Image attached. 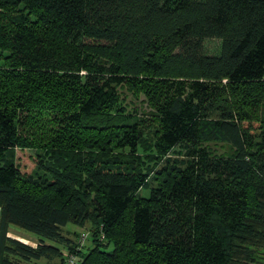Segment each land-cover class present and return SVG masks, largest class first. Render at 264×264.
<instances>
[{
    "label": "trees",
    "instance_id": "1",
    "mask_svg": "<svg viewBox=\"0 0 264 264\" xmlns=\"http://www.w3.org/2000/svg\"><path fill=\"white\" fill-rule=\"evenodd\" d=\"M67 255L264 264V0H0V264Z\"/></svg>",
    "mask_w": 264,
    "mask_h": 264
},
{
    "label": "rangeland",
    "instance_id": "2",
    "mask_svg": "<svg viewBox=\"0 0 264 264\" xmlns=\"http://www.w3.org/2000/svg\"><path fill=\"white\" fill-rule=\"evenodd\" d=\"M220 44L221 41L218 39H208L204 42V53L206 55H218L220 51ZM122 97L124 98V102L127 104L128 109L135 114L138 118H147L149 108L142 102L143 98H135L130 93L123 91ZM212 148H214L218 154L224 152L227 150L226 145H212ZM16 163L20 168V171L25 174H30L36 163V156L35 151L32 149H25V150H17L16 151ZM141 196L147 197L149 195L148 190H143L140 193ZM89 228L90 224H85L84 227H77L72 224H68L66 228H64L65 234L68 238H71L75 243L77 242L78 238L80 237V234H86L87 238L83 243V246L81 247L83 252H86L89 248L92 247V242L89 234ZM10 237L15 238L25 244L35 246L38 242L37 237L27 231H24L22 229H19L17 227L11 226L10 227ZM69 232V233H68ZM73 232H76L78 234V238L73 236ZM48 245H55L58 246L52 242L46 241L45 242ZM30 264H47V262L39 261L34 262ZM49 264V263H48Z\"/></svg>",
    "mask_w": 264,
    "mask_h": 264
},
{
    "label": "built area",
    "instance_id": "3",
    "mask_svg": "<svg viewBox=\"0 0 264 264\" xmlns=\"http://www.w3.org/2000/svg\"><path fill=\"white\" fill-rule=\"evenodd\" d=\"M86 238H87L86 234H80V237L78 239L79 248L82 247ZM61 264H76V257L74 255H69V256L67 255L65 261Z\"/></svg>",
    "mask_w": 264,
    "mask_h": 264
},
{
    "label": "crops",
    "instance_id": "4",
    "mask_svg": "<svg viewBox=\"0 0 264 264\" xmlns=\"http://www.w3.org/2000/svg\"><path fill=\"white\" fill-rule=\"evenodd\" d=\"M9 234H10V230H9ZM10 236V235H9ZM43 261V260H42ZM46 262V261H45ZM48 264V263H47ZM49 264H52V263H49Z\"/></svg>",
    "mask_w": 264,
    "mask_h": 264
}]
</instances>
